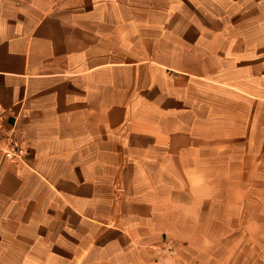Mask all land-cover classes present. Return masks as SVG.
Returning a JSON list of instances; mask_svg holds the SVG:
<instances>
[{"label":"crops","instance_id":"1","mask_svg":"<svg viewBox=\"0 0 264 264\" xmlns=\"http://www.w3.org/2000/svg\"><path fill=\"white\" fill-rule=\"evenodd\" d=\"M0 117V264H264V0H0Z\"/></svg>","mask_w":264,"mask_h":264},{"label":"built area","instance_id":"2","mask_svg":"<svg viewBox=\"0 0 264 264\" xmlns=\"http://www.w3.org/2000/svg\"><path fill=\"white\" fill-rule=\"evenodd\" d=\"M0 153L4 159L12 164H22L27 157L26 150L17 143L12 132L7 133V135L3 137L0 131Z\"/></svg>","mask_w":264,"mask_h":264},{"label":"rangeland","instance_id":"3","mask_svg":"<svg viewBox=\"0 0 264 264\" xmlns=\"http://www.w3.org/2000/svg\"><path fill=\"white\" fill-rule=\"evenodd\" d=\"M231 236H232V238H235L236 236H239V235H237V234H232ZM260 241H261V242H264V234H261V235H260Z\"/></svg>","mask_w":264,"mask_h":264}]
</instances>
